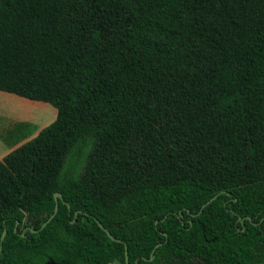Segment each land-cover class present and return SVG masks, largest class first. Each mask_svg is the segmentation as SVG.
I'll return each instance as SVG.
<instances>
[{
  "label": "trees",
  "instance_id": "1",
  "mask_svg": "<svg viewBox=\"0 0 264 264\" xmlns=\"http://www.w3.org/2000/svg\"><path fill=\"white\" fill-rule=\"evenodd\" d=\"M0 91V264H264V0H0Z\"/></svg>",
  "mask_w": 264,
  "mask_h": 264
},
{
  "label": "rangeland",
  "instance_id": "2",
  "mask_svg": "<svg viewBox=\"0 0 264 264\" xmlns=\"http://www.w3.org/2000/svg\"><path fill=\"white\" fill-rule=\"evenodd\" d=\"M55 118L56 109L49 103L0 91V160L34 138Z\"/></svg>",
  "mask_w": 264,
  "mask_h": 264
},
{
  "label": "water",
  "instance_id": "3",
  "mask_svg": "<svg viewBox=\"0 0 264 264\" xmlns=\"http://www.w3.org/2000/svg\"><path fill=\"white\" fill-rule=\"evenodd\" d=\"M215 197L216 196H214V197H212L210 200H208L203 206H202V208H204L206 205H208L212 200H214L215 199ZM53 198H54V202H55V205H54V209H53V212H52V214L47 218V220L42 224V226H41V228H43L53 217H54V215L56 214V212H57V209H58V204H57V200L58 199H62V196H61V194L60 193H54L53 194ZM96 223H97V225H98V227H100L105 233H106V235H107V237H109L110 239H112V240H114L113 239V237L110 235V233H108L103 227H102V225L96 220ZM5 234H6V231H5V229L2 231V233H1V236H0V248H1V242H2V240H3V238H4V236H5ZM115 241H117V240H115ZM158 246V245H157ZM156 246V247H157ZM153 253H154V249L151 251V254H150V258H149V260H152V258H153ZM124 261H125V264H128V257H127V250L125 249V251H124Z\"/></svg>",
  "mask_w": 264,
  "mask_h": 264
},
{
  "label": "crops",
  "instance_id": "4",
  "mask_svg": "<svg viewBox=\"0 0 264 264\" xmlns=\"http://www.w3.org/2000/svg\"><path fill=\"white\" fill-rule=\"evenodd\" d=\"M110 264H119V263H117V262H112V263H110Z\"/></svg>",
  "mask_w": 264,
  "mask_h": 264
}]
</instances>
